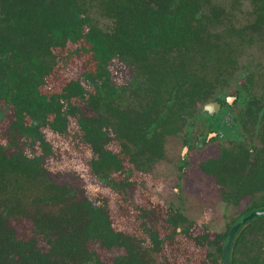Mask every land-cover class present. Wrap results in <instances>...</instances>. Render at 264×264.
<instances>
[{
  "label": "flooded vegetation",
  "instance_id": "flooded-vegetation-1",
  "mask_svg": "<svg viewBox=\"0 0 264 264\" xmlns=\"http://www.w3.org/2000/svg\"><path fill=\"white\" fill-rule=\"evenodd\" d=\"M246 4L242 0L190 1L183 25H176L173 19L152 26L145 17L113 20L102 35L108 41L100 61L109 70L107 91L101 92L98 105L106 117L105 135L98 141L89 137L87 145L76 140L77 146L71 148L76 167L87 165L81 192L93 184L88 196H100L88 199L93 208L103 203L107 206L102 197L105 189H114L122 197L128 186L136 185L137 196H143L144 202L139 206L141 225L149 230L148 220H152L150 231L156 235L160 251L167 243L185 239L184 235L197 248L207 244L206 227L197 221L202 217H188L180 199L186 196L182 185L188 169L211 178L219 199L235 209L223 229L216 264H223L224 243L233 224L246 213L264 208V188L236 196L228 179L218 182L209 171L240 150L250 164L264 161V0ZM72 21L79 29L78 18ZM119 26L122 32H113ZM84 27L95 31L88 21ZM76 46L59 51L71 55L72 61L59 65L56 81L61 84L56 91H63L64 68L74 70L75 77L81 67L76 60L81 50ZM94 61L83 62L94 66ZM45 87L53 92L51 83ZM70 88L77 109L95 114L93 107L81 100L78 87ZM9 119L10 113L0 116V135H4ZM43 131L53 137L50 128ZM95 166L103 169L96 172ZM171 177L176 186L168 184ZM98 186L101 192H97ZM169 191L180 204L167 199ZM77 192L72 189L73 196H78ZM261 221L264 215L253 217L234 232L228 264H264ZM36 244L47 247L44 241ZM114 247L121 249L115 256L124 253L122 246ZM210 259L204 264H211ZM170 263L176 264L173 258Z\"/></svg>",
  "mask_w": 264,
  "mask_h": 264
},
{
  "label": "trees",
  "instance_id": "trees-1",
  "mask_svg": "<svg viewBox=\"0 0 264 264\" xmlns=\"http://www.w3.org/2000/svg\"><path fill=\"white\" fill-rule=\"evenodd\" d=\"M94 1L107 11L116 10L119 21L126 16L145 17L152 26L164 19L183 25L189 2L207 0H0V116L11 115L0 135V264H107L90 243L106 249L122 246L124 253L115 256L113 264H171L168 254L159 258L156 235L150 230L142 225L139 233L149 238L151 246L135 244L113 226L104 203L93 208L84 198L72 204V189L62 192L50 186L45 174V156L57 149L56 139L69 136L74 128L78 140L86 144L89 137L98 141L105 135L106 117L98 105L101 92L107 91L109 70L100 61L108 39L103 32L98 35L84 27L86 9ZM75 44L87 54L85 60H95L94 66L86 62L75 77L74 70L64 68L63 91L52 87L53 92H47L45 85L54 86L59 78V65L72 61L71 55L59 51L72 50ZM70 86L78 87L81 100L95 114L77 109ZM46 127L53 137L43 131ZM102 169L94 167L96 172ZM209 171L218 182L228 179L236 196L264 188V161L250 164L243 150ZM21 217L30 218L33 227L26 238L8 223ZM38 241L47 247L37 245Z\"/></svg>",
  "mask_w": 264,
  "mask_h": 264
},
{
  "label": "rangeland",
  "instance_id": "rangeland-1",
  "mask_svg": "<svg viewBox=\"0 0 264 264\" xmlns=\"http://www.w3.org/2000/svg\"><path fill=\"white\" fill-rule=\"evenodd\" d=\"M242 1L246 6L248 0ZM96 4L97 2L94 1L91 7H87L85 12L86 21L94 25L95 31H107L108 28H110L112 21L117 20V11L113 8L107 11L105 8H100ZM104 11L107 13L104 14ZM86 55V53H80V55L76 57V60H79L78 63L84 65L85 63L83 61L85 60ZM116 74L119 75V72ZM206 74H208L206 75L208 78L211 77L209 73ZM60 84L61 82L56 81L54 86L51 87L58 88ZM2 124L3 123H0V133L2 131ZM78 133L77 129L74 128L71 130L69 136L56 139L58 146L62 148L61 151L63 150L64 153L61 155V151L56 149L52 154L47 155L44 160L45 172L50 180V186L62 192L69 188L78 191V196H74L75 198L72 200L74 201L72 204L75 203L76 198L78 201H81L84 198H88L89 200H98L100 198V196H88L93 188V184L86 185V192H81L79 188L85 181L83 180V177L87 174L82 173H86L87 165L83 163V165H81V163H79L80 167H76L77 163L73 157V151L71 148L77 146L76 140H78ZM76 172L81 175V178ZM195 172V169L187 170L184 185H182L183 193L186 194V196H181L180 202L184 204L182 206L184 209H188L186 212L188 217H191L190 215L202 217L197 218V221L201 222L200 225L206 227L208 242L205 246L197 248L193 246L188 240V237L184 235L185 239L176 240L174 243H167L164 249L162 251L158 250L157 253H160L161 256L168 254L169 259L173 258L176 264H204V260L206 261L208 257H212V259H210L211 264H216L218 262V244L221 240L223 229L226 223L230 220L235 209L231 204L219 199L216 185L211 178L201 177V175L198 173L196 174ZM173 180V177H171L170 181L169 179L167 181L171 187L176 186L174 184L175 181ZM100 189L101 188L98 186L97 192H101ZM126 190L127 194L122 197L120 193L114 189H105L103 191V194L106 196L104 195L102 197L106 199L109 218L112 221L113 226L121 231H125L128 240H131L141 247L151 246L149 238L142 236L139 233V230H142V225L139 219V206L144 204L143 196H137L138 190L134 184L128 186ZM52 193L53 192L50 191L49 195ZM168 194L170 196H167V199L174 200L175 205H177L179 203L177 196H172L171 191L167 192V195ZM200 213H202V216ZM8 223L20 237L26 238L32 234V224L28 217L10 218ZM148 223L151 228L154 227L151 219L148 220ZM261 223H264V221H261ZM144 228L147 229L146 226H144ZM151 228H149V230H151ZM89 245L92 249H95L103 260L111 264L113 257L121 252V249L117 247L106 249L99 246L97 243H90Z\"/></svg>",
  "mask_w": 264,
  "mask_h": 264
},
{
  "label": "water",
  "instance_id": "water-1",
  "mask_svg": "<svg viewBox=\"0 0 264 264\" xmlns=\"http://www.w3.org/2000/svg\"><path fill=\"white\" fill-rule=\"evenodd\" d=\"M264 215V208L262 209H257V210H253L250 211L248 213H246L244 216H242L241 218H239L232 226L230 232L228 233L226 239H225V243H224V261L223 264H228V249H229V244L230 241L233 237L234 232L241 227V225H243L244 223H246L248 220L252 219L253 217L256 216H261Z\"/></svg>",
  "mask_w": 264,
  "mask_h": 264
}]
</instances>
